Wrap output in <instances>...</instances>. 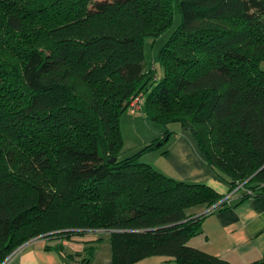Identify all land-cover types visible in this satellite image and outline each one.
Masks as SVG:
<instances>
[{"label": "trees", "instance_id": "obj_1", "mask_svg": "<svg viewBox=\"0 0 264 264\" xmlns=\"http://www.w3.org/2000/svg\"><path fill=\"white\" fill-rule=\"evenodd\" d=\"M175 10L160 74L144 43ZM263 63L264 0H0V261L93 230L113 264H233L190 244L227 194L139 156L186 129L239 202L264 195ZM140 95L161 134L121 157V117Z\"/></svg>", "mask_w": 264, "mask_h": 264}, {"label": "crops", "instance_id": "obj_2", "mask_svg": "<svg viewBox=\"0 0 264 264\" xmlns=\"http://www.w3.org/2000/svg\"><path fill=\"white\" fill-rule=\"evenodd\" d=\"M167 148L168 153L160 156L166 166H161L164 173L186 181L205 182L219 192L230 195L228 198L231 201L225 208L206 214L201 232L191 237L190 244L233 264L264 261V195L239 202L242 194L240 191L229 194L230 185L208 164L205 154L189 130L180 129L170 138ZM194 211L204 213L208 210L196 207ZM89 246H94L89 264H113L108 236L93 230L55 241L45 237L33 238L11 253L6 264H82ZM137 264L172 263L161 256H151Z\"/></svg>", "mask_w": 264, "mask_h": 264}, {"label": "rangeland", "instance_id": "obj_3", "mask_svg": "<svg viewBox=\"0 0 264 264\" xmlns=\"http://www.w3.org/2000/svg\"><path fill=\"white\" fill-rule=\"evenodd\" d=\"M181 21V16L177 10H175V23L174 25L161 34L158 37H147L144 43V54L146 59V65L152 67L154 64L160 69V74H162V68H160L159 53L168 38L171 36L172 32L175 30L177 25ZM264 65V63H263ZM136 103V102H135ZM143 103V97H142ZM137 106V105H136ZM142 110V111H141ZM121 131L123 136V146L120 151V156H129L140 149L144 148L145 145L150 143L156 136H160L162 126L152 120H150L144 111V106H142L136 114L131 113L130 110H127L121 117ZM173 128L178 127V125H173ZM157 134V135H156ZM152 138V139H149ZM149 141H145L148 140ZM169 143V142H168ZM167 145H163L161 149L154 150H145L139 156V160L142 162H147L152 164L157 170L162 171V167H166L163 164V159H160V156L166 154L162 153V150L165 149ZM162 166V167H161ZM164 173V172H163ZM166 174V173H165ZM237 189H234L229 194L234 193ZM228 195L227 197H229ZM209 210V209H207ZM102 232V231H98ZM55 243V242H54ZM57 243V242H56ZM11 255V254H10ZM9 255V256H10ZM4 261V260H3ZM3 261H0L3 262Z\"/></svg>", "mask_w": 264, "mask_h": 264}, {"label": "built area", "instance_id": "obj_4", "mask_svg": "<svg viewBox=\"0 0 264 264\" xmlns=\"http://www.w3.org/2000/svg\"><path fill=\"white\" fill-rule=\"evenodd\" d=\"M136 102V103H135ZM137 105V106H136ZM142 107V95L137 96L132 105H131V111L132 112H136L138 111L140 108ZM9 256H7L3 262H1L0 264H6L7 260H8Z\"/></svg>", "mask_w": 264, "mask_h": 264}]
</instances>
